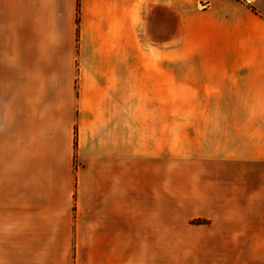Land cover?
<instances>
[{"label":"crops","instance_id":"1","mask_svg":"<svg viewBox=\"0 0 264 264\" xmlns=\"http://www.w3.org/2000/svg\"><path fill=\"white\" fill-rule=\"evenodd\" d=\"M201 1L0 0V264H264L159 228L166 43L240 56L207 84L240 92V160L264 167V0Z\"/></svg>","mask_w":264,"mask_h":264},{"label":"rangeland","instance_id":"2","mask_svg":"<svg viewBox=\"0 0 264 264\" xmlns=\"http://www.w3.org/2000/svg\"><path fill=\"white\" fill-rule=\"evenodd\" d=\"M238 59L172 56L166 43L154 163L165 245L264 246V167L240 160V92L207 84L217 65L236 69Z\"/></svg>","mask_w":264,"mask_h":264},{"label":"built area","instance_id":"3","mask_svg":"<svg viewBox=\"0 0 264 264\" xmlns=\"http://www.w3.org/2000/svg\"><path fill=\"white\" fill-rule=\"evenodd\" d=\"M201 6H203V7H205V6H208L209 4H210V2L208 1V0H203V1H201Z\"/></svg>","mask_w":264,"mask_h":264}]
</instances>
